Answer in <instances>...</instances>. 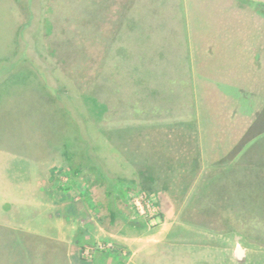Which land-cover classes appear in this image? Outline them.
Masks as SVG:
<instances>
[{"label":"rangeland","instance_id":"rangeland-1","mask_svg":"<svg viewBox=\"0 0 264 264\" xmlns=\"http://www.w3.org/2000/svg\"><path fill=\"white\" fill-rule=\"evenodd\" d=\"M111 1L0 0V153L35 159L64 204L84 205L80 191L88 185L102 194L104 176L132 180L133 186L115 182L111 188L116 201L151 230L160 193L190 187L171 181V172H201L198 189L223 190L229 201L216 215L240 227L234 232L241 238L231 246L242 249L246 264H264V133L226 159L216 112L203 102L207 83L234 93L231 84L240 78L235 65L244 69L248 55L223 52L228 56L218 62L219 75L197 79L190 60L207 52V43L205 50L192 43L202 23L192 21L188 44L180 0H135L122 26L111 18L118 16ZM260 6L250 7L259 13ZM223 7L228 13L247 9L230 2ZM203 22L202 35L211 21ZM240 33L234 40L243 48ZM154 37L171 43V54L160 51ZM232 38L226 34L224 46ZM198 80L205 82L201 92ZM236 96L239 111L250 114L251 101ZM87 148L91 166L75 174ZM47 240L0 227V264H61V247ZM114 246L99 240L76 250L88 260Z\"/></svg>","mask_w":264,"mask_h":264},{"label":"crops","instance_id":"crops-1","mask_svg":"<svg viewBox=\"0 0 264 264\" xmlns=\"http://www.w3.org/2000/svg\"><path fill=\"white\" fill-rule=\"evenodd\" d=\"M180 1V16L187 26V40L188 36L190 38L188 30L191 28L192 31V21L237 22L236 28L230 29L224 28L221 23L218 36L225 38L226 34L233 35V46H224V40L225 43L216 47L222 53L247 51L248 47L235 44L234 37L240 31L239 20L246 21L260 15L250 6L261 4L260 9L264 6V0ZM229 2L239 9V4H245L247 9L241 10L243 13L233 9L228 13L229 9H224L223 5ZM109 4L114 6L113 13L118 14L111 18L121 20L122 26V17L133 9L135 0H112ZM206 13L207 16H204ZM246 30L245 25L240 32L244 34ZM241 33L239 37H243ZM149 37L152 38H146ZM153 39L155 44L158 42L160 51L171 54V43L156 37ZM193 47L192 44L187 47L190 56L195 51ZM190 63L193 68L195 61L190 60ZM173 139L171 135V145ZM183 175L171 172V181L191 182L190 187L186 188V184L182 189L160 193V214L151 230L150 224L130 214L126 206H121L115 194H112L110 206L111 197L107 189L104 188L103 193L96 196L90 190L93 184L88 185L80 191L82 196L79 195L80 199L86 200L84 205L79 206L78 201L64 204L63 197L60 200L55 198L56 192L49 188V177L42 172L35 159L0 153V227L23 230L34 238L50 239L47 242L61 247V264H246L243 256H237L236 245L231 246L241 238L239 231L234 232L240 227L225 223L221 216L216 215L228 205L229 201L224 200L227 197L224 191L217 188L212 193L199 190L203 177L201 172ZM72 191L70 193L75 195ZM110 208L116 214L114 221H111ZM230 210L233 211L232 208ZM99 240L114 244L115 251H95L92 258L81 259L76 248L81 244L95 246Z\"/></svg>","mask_w":264,"mask_h":264},{"label":"trees","instance_id":"trees-1","mask_svg":"<svg viewBox=\"0 0 264 264\" xmlns=\"http://www.w3.org/2000/svg\"><path fill=\"white\" fill-rule=\"evenodd\" d=\"M239 5L241 8L245 7V4ZM259 14L260 15H256L253 19L246 20L249 22V26L247 27L246 24V32L244 34L241 33V36L246 38L245 47L248 48L247 51H244V53L248 55V63L244 69L239 68L238 65L236 67L235 65L234 72H236V74L237 72H240V78L235 79L233 83L230 81L232 83L231 85L235 89L234 93L228 94V92L221 91V89L214 86V84L207 83L205 86L207 91L203 95V102L207 105H210L211 108L216 112V114L213 115L211 113V115L214 117L213 121L217 122L216 124L222 128L225 148L224 150L228 151V156L226 159H232L247 142L264 133V6L260 9ZM224 21H211L210 24L208 23L206 33L204 35H202V30H200L201 28H204V22L201 21V25L196 26L198 29L197 37H199L200 33L201 35L198 40L193 41V44L197 47L200 46L201 49H204L203 44L207 43V52H204L203 50L198 51L194 56L197 66V79H199L200 76H204L205 78H214L217 74L219 75L218 62L225 56H228L227 54L216 49L218 45L225 43L224 38L221 35L218 36L222 29L221 23H223L224 28L230 29L232 27L236 28L237 22H229L228 24V22ZM195 22L199 21L195 20L193 21V24ZM28 24L29 23H27L25 26ZM239 27L241 29V26ZM235 44L237 46V43ZM236 54L237 53L231 52L233 57H235ZM204 83L205 82H200L199 80L197 81L200 92L201 89H203L201 84ZM237 94H241L251 101L252 109L250 114H243V112L239 111L237 106ZM236 142L238 143V146H235ZM231 146L233 147L231 148ZM90 159V149L87 148V151L84 153V160L74 170V173L78 174L86 167L91 166ZM103 174V170L98 172V175L101 178ZM107 176L104 177L107 180V191L108 195L111 197L110 206H112L111 201L114 190H112L111 187H113V183L119 182L123 185L133 186L134 182L124 178L122 180L109 178ZM109 211L111 215V221H114L116 214L112 208H110ZM123 220L125 219L123 218ZM127 222L129 221L127 220Z\"/></svg>","mask_w":264,"mask_h":264},{"label":"water","instance_id":"water-1","mask_svg":"<svg viewBox=\"0 0 264 264\" xmlns=\"http://www.w3.org/2000/svg\"><path fill=\"white\" fill-rule=\"evenodd\" d=\"M237 256L241 258L243 256V251L241 248L237 247Z\"/></svg>","mask_w":264,"mask_h":264}]
</instances>
